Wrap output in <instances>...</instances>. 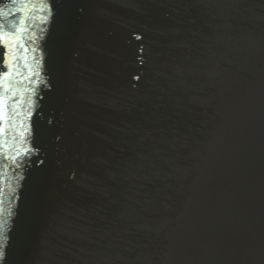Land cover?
I'll use <instances>...</instances> for the list:
<instances>
[{"label": "water", "instance_id": "95a60500", "mask_svg": "<svg viewBox=\"0 0 264 264\" xmlns=\"http://www.w3.org/2000/svg\"><path fill=\"white\" fill-rule=\"evenodd\" d=\"M0 264H264V0H0Z\"/></svg>", "mask_w": 264, "mask_h": 264}]
</instances>
